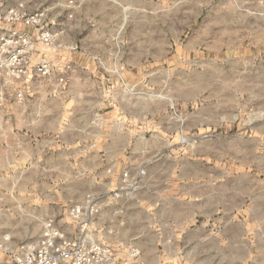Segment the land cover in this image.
Returning a JSON list of instances; mask_svg holds the SVG:
<instances>
[{"label": "crops", "instance_id": "crops-1", "mask_svg": "<svg viewBox=\"0 0 264 264\" xmlns=\"http://www.w3.org/2000/svg\"><path fill=\"white\" fill-rule=\"evenodd\" d=\"M86 2L91 53L101 29L122 41L106 71L84 60L62 84L0 78L1 230L19 242L51 221L71 234L69 204L90 195L105 200L106 234L151 230L150 254L129 239L144 264H264V0ZM128 168L144 187L116 198Z\"/></svg>", "mask_w": 264, "mask_h": 264}, {"label": "built area", "instance_id": "built-area-1", "mask_svg": "<svg viewBox=\"0 0 264 264\" xmlns=\"http://www.w3.org/2000/svg\"><path fill=\"white\" fill-rule=\"evenodd\" d=\"M84 1L68 0L73 10ZM0 22L3 25L0 30V74L4 78H56L58 83H65L70 66L64 64L57 73L53 60L41 50L42 47H60L61 33L54 27L55 21L48 19L45 9L32 11L24 1H19L0 10ZM99 64L105 68L104 63ZM118 79L130 91L119 74ZM143 175L141 171L124 170L113 196L135 195L142 189ZM104 202L89 196V199L69 206L67 212L73 223L71 234L51 221L44 224L36 238L14 242L9 234H4L0 238V252L5 258L0 259V264H119L117 248L125 252L123 264H144L137 245L121 241L115 248L95 237L91 226L98 220Z\"/></svg>", "mask_w": 264, "mask_h": 264}, {"label": "rangeland", "instance_id": "rangeland-1", "mask_svg": "<svg viewBox=\"0 0 264 264\" xmlns=\"http://www.w3.org/2000/svg\"><path fill=\"white\" fill-rule=\"evenodd\" d=\"M19 1H24L26 3V5L29 7L30 10L35 11L38 9H45L48 19L54 20L55 21V25L54 27L57 28L58 31H60L61 35L59 36L60 39V47L58 48H47V47H42L41 50L44 51V53L53 60V62L55 63V65L57 66V73L58 70L60 71L64 64H68L70 66V69L67 71L66 73V77L70 76L71 74V70H74V67L77 66V64L81 61L84 60H89L94 62V64L98 67L99 71H106V69L102 68L101 65L99 64V62H102L105 64L106 61L108 60H112L115 61L116 59H118V57L121 55L122 51H123V47H122V41L119 37L118 34L116 35H111V36H106L105 34H103L102 29L100 30L99 33H101V36L99 37V42L97 49L95 50V52L91 53V51H94V49L90 46L91 42L89 40L88 36V25L89 23H93L91 21L88 20L87 17V11L86 8L87 6H85V4L87 3L85 0L84 3H82L80 5V7H77L76 10H73L71 7V4H69L68 0H0V10L6 6H10L15 4L16 2ZM102 1V0H101ZM84 4V5H83ZM80 11V14L78 17H80V22H78V13ZM167 21L165 20H161L159 22L160 28H161V33L162 31H166L167 28ZM179 23V22H177ZM183 22H180V26L182 30L183 29ZM86 26V27H83ZM3 28L2 23L0 22V30ZM26 29H30L25 27ZM78 28L80 29V31H78ZM84 28V29H81ZM100 28V27H99ZM164 29V30H163ZM108 33V32H106ZM98 34V33H96ZM255 40V42L257 43H264V36H256L253 38ZM171 43H173L171 38L168 37H164L161 36L160 37V48H166V46L168 45L169 41ZM209 42H217L219 41L218 38H208ZM183 43V38H178L177 44L179 45ZM226 43H231V40L226 42ZM110 49H113L111 51H109ZM175 56V59L177 61H184L186 59H192V54L190 53H186L184 51H181L178 48V51L173 53ZM167 54L164 52H160L159 54V59L160 61H163L165 56ZM203 56H207L209 59H214L215 56L220 55L218 53H209V54H201ZM74 66V67H73ZM118 77V75H117ZM0 78H4V76H2L0 74ZM112 86V84H110V87ZM128 88H130V91L128 92H132L134 94L136 93H140L142 95L145 94L144 91L140 92V91H136L134 90L133 87H131L130 85H128ZM147 94H149L148 92H146ZM18 96L20 97V93H18ZM171 110L172 112H174V105L171 103ZM187 152H189V150H186ZM191 152H193L194 150H190ZM211 151V150H209ZM188 155V154H187ZM213 163H217V159L214 158L212 159ZM191 161H195V159L192 157ZM218 164V163H217ZM193 165V164H192ZM212 165V164H211ZM210 165V166H211ZM214 166L211 167V171H216L214 168ZM221 167V166H220ZM246 167V166H245ZM241 171H242V166L240 167ZM125 170H129L132 173H135L136 171H141L144 173V177H145V170L140 168L137 169L135 171L131 170V169H125ZM191 171H200V166H196V168L194 167ZM122 174V173H121ZM144 187V181L142 183V188ZM88 195L87 197H85L83 200H81L78 203H81L87 199H89ZM77 203V204H78ZM74 205V204H69V206ZM68 207V206H66ZM68 210V209H67ZM101 215V214H100ZM100 218V216H99ZM71 220V219H70ZM69 220V221H70ZM72 221V220H71ZM67 224H70V222H68ZM73 224V223H72ZM101 226V225H100ZM91 229L96 233V231H98V235H96V238L100 241H108V239H114L117 241L115 244L113 245L115 246V248H117L118 243L121 242L118 237H122L125 241V244H132L131 240L129 241L130 237H132L133 235L138 234L139 237L142 238V240L148 242L146 245H144L145 249L144 251L149 253L152 250V246L149 244L152 238V232L151 230H136L135 232H133L132 230H119L116 229L117 235L114 237L106 234L107 232H104V230H102L101 228H96L95 227V223L92 224ZM110 231V230H109ZM123 231V232H122ZM34 233V235L39 234L40 230L35 229L32 231ZM113 232V234L115 233L113 230L111 231V233ZM122 232V234H120ZM4 234H8L3 232V230H1L0 228V238L4 235ZM23 239V238H22ZM122 240V239H121ZM135 245V244H132ZM118 251V254H120L121 256H125V252H123L120 249H116ZM4 254H2L0 252V259H4Z\"/></svg>", "mask_w": 264, "mask_h": 264}]
</instances>
